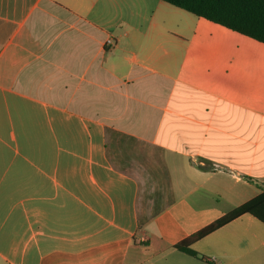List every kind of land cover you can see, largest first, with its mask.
Here are the masks:
<instances>
[{"label": "crops", "instance_id": "obj_1", "mask_svg": "<svg viewBox=\"0 0 264 264\" xmlns=\"http://www.w3.org/2000/svg\"><path fill=\"white\" fill-rule=\"evenodd\" d=\"M263 190L264 43L164 0H0V264H264L250 213L192 244L212 262L175 247Z\"/></svg>", "mask_w": 264, "mask_h": 264}, {"label": "trees", "instance_id": "obj_2", "mask_svg": "<svg viewBox=\"0 0 264 264\" xmlns=\"http://www.w3.org/2000/svg\"><path fill=\"white\" fill-rule=\"evenodd\" d=\"M164 1L264 43V0ZM244 213H250L264 222V190L180 240L175 247L193 257L212 262L194 250L192 244Z\"/></svg>", "mask_w": 264, "mask_h": 264}, {"label": "rangeland", "instance_id": "obj_3", "mask_svg": "<svg viewBox=\"0 0 264 264\" xmlns=\"http://www.w3.org/2000/svg\"><path fill=\"white\" fill-rule=\"evenodd\" d=\"M141 151H140V154H139V161L140 162H143V161H146V152H144L146 149H147V147L145 148L142 144H141ZM150 198H152L151 197V195H148V194H146L145 195V202L146 203H148V201H150ZM158 202H157V205H156V208H157V206H158Z\"/></svg>", "mask_w": 264, "mask_h": 264}, {"label": "built area", "instance_id": "obj_4", "mask_svg": "<svg viewBox=\"0 0 264 264\" xmlns=\"http://www.w3.org/2000/svg\"><path fill=\"white\" fill-rule=\"evenodd\" d=\"M108 42H109V43H112L113 41H112V39H109Z\"/></svg>", "mask_w": 264, "mask_h": 264}]
</instances>
